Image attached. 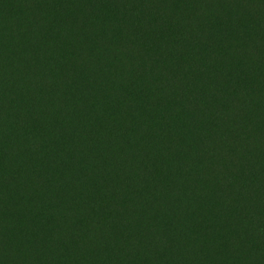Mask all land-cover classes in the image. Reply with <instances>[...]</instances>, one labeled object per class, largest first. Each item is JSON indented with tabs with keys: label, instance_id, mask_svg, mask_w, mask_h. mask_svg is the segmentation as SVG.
Here are the masks:
<instances>
[{
	"label": "trees",
	"instance_id": "obj_1",
	"mask_svg": "<svg viewBox=\"0 0 264 264\" xmlns=\"http://www.w3.org/2000/svg\"><path fill=\"white\" fill-rule=\"evenodd\" d=\"M0 264H264V0H0Z\"/></svg>",
	"mask_w": 264,
	"mask_h": 264
}]
</instances>
